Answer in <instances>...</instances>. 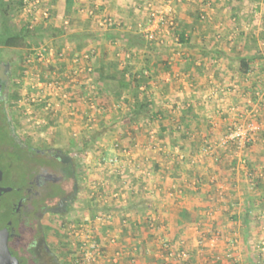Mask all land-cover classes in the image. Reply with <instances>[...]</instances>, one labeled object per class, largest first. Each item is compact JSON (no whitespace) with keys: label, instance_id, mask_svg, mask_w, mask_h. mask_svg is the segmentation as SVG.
Instances as JSON below:
<instances>
[{"label":"crops","instance_id":"crops-1","mask_svg":"<svg viewBox=\"0 0 264 264\" xmlns=\"http://www.w3.org/2000/svg\"><path fill=\"white\" fill-rule=\"evenodd\" d=\"M50 1L53 18L41 22L49 21L45 28H52V40L68 41L77 51L94 49L100 101L109 106L115 97L126 96L134 103V96L119 84L134 75L140 82V97L150 102L148 114L137 119L130 117L134 104L128 111L109 108L96 127L100 130L115 123L113 135L101 144L108 155L113 154L116 141L141 155L142 144L157 147L153 155L159 177L153 180L156 191L153 197L144 191L130 193L123 210L117 211L114 225L122 235L119 246L131 249L140 241L135 264H161L163 240H184L191 246L194 255L189 264H264L260 247L264 239V132L241 152L219 147L216 158L198 156L195 163L173 158L175 146L192 156L204 140L216 143L234 114L230 108L245 106L254 97V89L264 90V0H212L207 20L200 18L202 0H174L173 33L162 30L152 50L131 45L125 37L127 32L142 33L146 13L140 0H95L99 13L94 18L79 9L81 0ZM104 16L113 17L115 24L101 27L98 22ZM66 18L70 23L64 27ZM83 34L84 38L79 37ZM179 34L188 42H178ZM127 51L130 58L125 57ZM241 58L247 61L245 69ZM101 67L107 68L103 74ZM218 85H234L237 91L213 95ZM188 100L192 106H187ZM247 168L258 175L253 188L245 175ZM248 207L246 225L243 215ZM183 210L190 214L185 221ZM150 214L156 215L158 229L147 223ZM199 228L215 237L202 248L196 245ZM230 238L235 240L233 245ZM231 248L241 255L238 263L226 256Z\"/></svg>","mask_w":264,"mask_h":264},{"label":"built area","instance_id":"built-area-1","mask_svg":"<svg viewBox=\"0 0 264 264\" xmlns=\"http://www.w3.org/2000/svg\"><path fill=\"white\" fill-rule=\"evenodd\" d=\"M174 0H140V5L146 13V21L142 26V33L150 40L158 42L162 30L173 33V19L170 14L173 11ZM179 3H188L196 0H175ZM79 9L88 17H96L99 13V4L95 0H81ZM84 2V3H83ZM204 6L200 12L202 20L209 19L208 9L212 6V0H202ZM23 9L31 20L28 27L34 28V21L53 18V5L46 0H22ZM69 18L63 20V26L67 27ZM98 24L107 28L115 24L114 18L104 16ZM178 40V39H177ZM33 55L28 58L30 64L39 62L41 68L31 70L25 79L27 86V99L36 109L51 111L58 117H70L69 125L74 135L95 130L104 119L106 110H131L133 104L126 96L115 97L110 105L100 101L102 91L99 87L98 74L92 63L95 55L93 48L77 51L72 43L65 41H49L34 47ZM131 52H125V57L130 58ZM43 68V69H42ZM234 85H218L212 92L213 95H223L236 92ZM254 97H249L245 106L234 105L230 108L233 112L231 121L224 134L216 142L204 140L199 152L192 156L186 155L175 146L173 158L182 163H195L198 156H217L219 147H227L235 152H241L252 143L260 133L264 132V90L258 88L253 91ZM193 101L188 100L187 106H192ZM182 128V125L179 127ZM142 155L123 147L120 142L113 144V154H106L100 146L85 152L79 158V164L92 171L88 175L87 197L96 208L93 213H87L75 224L68 227V235H71L73 244L77 249L76 261L78 264H135L137 262L136 251L140 241L133 248H121V232L116 230L114 222L118 210H123L127 204L130 193L145 192L153 197L156 187L153 180L158 177L153 155L156 146L142 144ZM163 149L160 148L159 151ZM172 158V157H171ZM244 166L246 160H241ZM246 177L250 180V187H255L257 173L251 169L245 170ZM92 176V177H91ZM195 186L202 184L197 182ZM179 192L183 193L180 187ZM122 203V204H121ZM118 204V205H117ZM124 204V205H123ZM127 222V218L124 219ZM147 223L152 229H158L157 217L150 214ZM104 231L106 242L101 238L100 231ZM196 237V245L205 247L207 241L214 240L213 236H206L201 229ZM235 240L229 239L233 245ZM165 253L161 264H189L192 261L194 250L186 246L184 240L175 242L163 240ZM264 250V239L260 242ZM114 248V249H113ZM113 249V251H112ZM226 256L235 262L241 261V255L234 253L233 248L227 250Z\"/></svg>","mask_w":264,"mask_h":264},{"label":"flooded vegetation","instance_id":"flooded-vegetation-1","mask_svg":"<svg viewBox=\"0 0 264 264\" xmlns=\"http://www.w3.org/2000/svg\"><path fill=\"white\" fill-rule=\"evenodd\" d=\"M10 81V64L0 61V100L5 104ZM10 115L14 141L3 145L13 156L8 168L13 183L6 187L16 195L6 208L0 206L5 218L10 214L0 229H8V246L19 264H66L60 247L50 239L52 224L46 219L66 217L79 206L85 185L79 162L70 152L22 140L17 134L16 114Z\"/></svg>","mask_w":264,"mask_h":264},{"label":"rangeland","instance_id":"rangeland-1","mask_svg":"<svg viewBox=\"0 0 264 264\" xmlns=\"http://www.w3.org/2000/svg\"><path fill=\"white\" fill-rule=\"evenodd\" d=\"M19 1L20 0H13L16 4L11 6L9 12L11 24L16 30L23 25H30L31 23L28 13L25 10V15L22 13L23 11L20 7ZM46 1L51 2L50 0ZM52 9L54 10V7ZM25 16L27 17L28 22L25 20ZM42 20L44 21L46 19L34 21V28L32 29L34 33L28 40L27 44L22 47L5 49L0 58L1 61L9 62L11 68L10 96L6 104L9 112L16 114L17 134L22 140L35 143V145L38 146L48 145L57 149H62L70 152L71 155L78 160L85 155V152L98 146L101 147L102 140L113 135V125L115 123L106 124L101 128H98L100 130L96 129V132L95 130H92L91 132H83L74 135L71 127L68 126L70 117H58L49 110L45 111L39 108L36 109V107L30 105L27 99V86L25 84V79L29 71H36V69L39 70L41 66L38 61L34 62V64H30L28 58L30 56L35 58L32 50L34 47L52 41L49 34L52 28H45V24L49 23V21L43 23L41 22ZM40 23L43 25H40ZM53 41L61 44V42L56 39H53ZM91 136L95 137V141L87 142L86 144L85 141ZM79 166L81 168V178L85 183L81 201L79 200L80 203H78L79 206L66 217L55 218L51 216L46 219V221L52 224L49 231L50 239L60 247V251L62 252L66 264H78L76 261L78 252L73 244V237L68 235V227L82 219L85 214L93 213L96 209L91 204L90 199L86 194L88 175H91L92 171L88 172L86 169L87 167H83L80 164ZM3 170L5 173L2 185H12L13 182L8 169ZM85 173L89 174L86 176ZM15 195L16 193L14 191L3 194L0 199V206L6 208ZM8 216H10V214H8ZM7 217L5 218V216L0 213V224L4 223Z\"/></svg>","mask_w":264,"mask_h":264},{"label":"trees","instance_id":"trees-1","mask_svg":"<svg viewBox=\"0 0 264 264\" xmlns=\"http://www.w3.org/2000/svg\"><path fill=\"white\" fill-rule=\"evenodd\" d=\"M22 1V0H21ZM19 3H21L19 1ZM13 0H0V58L2 57L3 52L7 48L13 47H22L27 44L28 40L32 37L34 33L32 29L28 27V25H23L19 29H14L10 21V8L13 6ZM86 34L79 35V37L84 38ZM125 37L128 39V42L131 45L147 48V49H155V41L148 39L143 33H125ZM178 42L185 44L188 40L184 37L183 34H179ZM1 61V59H0ZM242 68H246L247 61L245 58H241ZM106 67L100 68V73L103 74L106 72ZM120 88L124 90H128L135 98L134 108L130 113V117L138 118L141 115H147L150 111V102L142 99L140 97L139 86L140 82L137 76L130 75V77L126 81H120ZM11 115L8 110L7 104H5V100H0V169H8L11 162V155L6 153L7 150H11L10 148H5L3 143H10L13 140L11 135V127H12ZM95 137L91 136L87 142H93ZM8 152V151H7ZM250 208L246 210L243 215V222L248 225V215L250 212ZM190 214L188 211L183 210L181 212V218L183 221L187 220Z\"/></svg>","mask_w":264,"mask_h":264},{"label":"water","instance_id":"water-1","mask_svg":"<svg viewBox=\"0 0 264 264\" xmlns=\"http://www.w3.org/2000/svg\"><path fill=\"white\" fill-rule=\"evenodd\" d=\"M4 81V79H3ZM3 176V171L0 169V181ZM11 187L2 186L0 183V197ZM9 231L7 228L0 229V264H19L18 259L14 257L8 246Z\"/></svg>","mask_w":264,"mask_h":264}]
</instances>
